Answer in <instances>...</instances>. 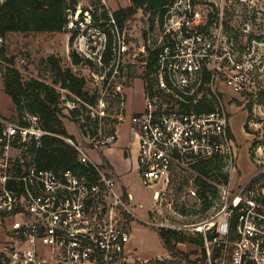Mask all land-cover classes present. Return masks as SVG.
I'll list each match as a JSON object with an SVG mask.
<instances>
[{"label": "built area", "instance_id": "obj_1", "mask_svg": "<svg viewBox=\"0 0 264 264\" xmlns=\"http://www.w3.org/2000/svg\"><path fill=\"white\" fill-rule=\"evenodd\" d=\"M251 4L254 0H175L168 8L150 74L153 90H145L144 108L132 116V141L150 188L168 184L181 162L217 157L233 162L230 111L220 83L238 90V77H227L228 53L219 48L215 32L201 29L215 18L223 20L219 6L240 12ZM205 8L216 9L217 17ZM91 10L80 3L69 10L66 31L78 33L79 51L88 56L93 48L101 52L102 63L108 37L95 25ZM111 22L112 31H118ZM111 50L121 58L128 49L123 42ZM240 68L233 62L234 70ZM112 96L124 104L122 85ZM99 103L105 106L103 98ZM24 121L0 114V264H128L131 229L119 216L133 214L129 203L134 197L126 191V201L108 165L92 158L116 142V131L107 133L100 122L98 132L84 136L86 143L59 135L91 168L92 178L73 170L39 169L31 147L49 133L37 126L36 117L29 118L31 124ZM254 160L255 171L235 189L226 186L215 215L195 226L203 234V246L192 259L197 264H264V161ZM162 190L154 191L155 200Z\"/></svg>", "mask_w": 264, "mask_h": 264}, {"label": "rangeland", "instance_id": "obj_2", "mask_svg": "<svg viewBox=\"0 0 264 264\" xmlns=\"http://www.w3.org/2000/svg\"><path fill=\"white\" fill-rule=\"evenodd\" d=\"M3 1L0 0V2ZM79 2L83 8L91 7L96 12L102 11V8L109 13L130 5V0H106V5L103 4V0H79ZM251 5L252 7L241 8V13L229 12L227 6H219L218 9L220 13L222 11L224 18L220 21H216L215 18V22L209 29L210 32H215L216 42L219 40L221 51L228 53L225 60L228 67L226 75L228 78L238 77L235 79V86L239 89L236 90L233 85L220 83L230 111L232 148L236 155H234L235 158L233 157V162L228 157L223 158L224 171L230 177L229 184H220L219 178L216 180L207 178L209 184L217 187L218 196L209 193V196L214 199V204L205 211L203 210L204 200L197 194L199 188L196 179L200 173L194 169L195 163L181 162L174 166L168 184H157L154 188H150L146 185L140 170L137 144L132 141V116L141 111L145 104L146 81L143 75L146 70L145 61L148 59L149 50H156L163 36L164 29L157 17L144 14L140 10L123 29L118 28V31L113 32L112 27H108L111 41L107 32L105 33L108 43L111 42V48L109 62L105 63L102 60L103 64L99 62L101 52L96 48H93V54L88 56L79 51L75 42L71 45L70 32L15 33L10 34L0 43L3 56L10 61L8 63L7 60L0 59L1 115L8 118L18 116L12 99L5 90L6 67L19 69L25 79L39 78L51 83V73L47 64V58L50 55L61 58L64 69L71 68L77 75L85 77L86 89L91 94H96L99 99L103 98L105 106L99 103L97 108L88 107V110L92 111L94 117L99 116V121L102 117L100 122L104 128L116 127L117 140L110 147L101 149L99 153H93L92 158L102 164L108 163L106 161L108 157L118 171L125 173L121 182L114 170H111L120 190L125 189V186L134 197V200L129 203L133 214L119 216L131 229L130 242L126 250L128 264H140L145 260L172 259L171 253L164 247L159 236L160 228L175 229L188 236L200 238L201 234L195 230V226L215 215L219 209L218 204L224 188L227 186L229 189H235L241 181L248 178L255 171L254 159L264 161V0H254V4ZM205 9L213 10L217 17L216 9ZM123 42L128 50L119 58L111 49L115 45H122ZM73 51L80 59L78 64L73 63L71 57ZM233 62L239 63L241 68L234 70ZM112 76L114 79L109 85L108 81ZM117 85H122L125 98L123 105L112 96ZM63 93L67 94L66 91ZM63 107L66 114L64 122L71 137L86 143L78 116L74 117L71 113L74 107L73 102L66 101ZM76 107L81 109L80 112L87 110H84L81 104H77ZM102 111L104 114H101ZM121 113L123 119L119 118ZM115 119L119 120L118 125L111 124ZM26 120L28 121L29 118ZM259 147L261 150H258ZM160 189L163 190L159 199L155 200L154 191ZM178 247L195 260L202 246L189 241L178 244Z\"/></svg>", "mask_w": 264, "mask_h": 264}, {"label": "trees", "instance_id": "obj_3", "mask_svg": "<svg viewBox=\"0 0 264 264\" xmlns=\"http://www.w3.org/2000/svg\"><path fill=\"white\" fill-rule=\"evenodd\" d=\"M174 2L175 0H130V5L115 10L112 13V18L109 12L102 8V11L91 10V13L95 20V25L107 32L109 41H111V35H109L110 33H108L107 29L114 26L111 19L115 21L118 28L123 29L141 10L144 14L157 17L163 27L165 14ZM79 3V0H4L0 2V38L1 40H6L10 34L15 33L59 34L67 32L68 12L69 10L74 11ZM212 24L213 21H210L201 30L206 31ZM77 36V32L71 35V45ZM110 48L111 42L108 43L107 51L102 58L105 63L109 62ZM71 57L74 64L80 62L78 55L74 51L71 53ZM0 59L10 62L3 56L2 48H0ZM155 61L156 50H149L148 59L145 61L146 70L143 74L146 81V91L153 90L154 85L150 74L154 70ZM88 62L92 64L90 60ZM47 64L51 73V83L39 78L25 79L19 69L6 67L4 71L5 90L12 99L15 112L18 113V116L14 115L12 119L24 121V118L36 117L37 126L49 133L43 135L39 143H35L31 147V152L34 154V159L39 169L53 171L73 170L93 178L91 168L80 163L77 151L60 138L59 135L71 137L65 126L64 118L66 114L63 107V104L69 100L73 102L74 106L71 113L74 117L78 116L83 134L86 136L89 133L98 132L99 116L96 115L94 117L88 107L97 108L100 99L96 94H91L86 89L87 81L85 77L77 75L71 68H63L61 58L50 55L47 58ZM64 91L67 94L63 93ZM116 99L121 103L120 97ZM77 104H81L84 110L87 109L86 112H80L81 109L76 107ZM24 123L31 124L29 120L24 121ZM111 124L118 125L119 120L115 119ZM104 130L107 133L115 132L116 127L104 128ZM230 137L233 138L231 131ZM107 165L111 168L109 163ZM193 167L200 173L196 179L199 188L197 194L204 200L203 210L205 211L214 204V199L209 196V193L218 196L217 187L209 184L207 178L214 180L219 178L220 184L227 185L230 182V177L224 171L225 163H223V158L221 157L198 161L193 164ZM125 196L126 201H128L126 191ZM236 222V217H234L231 224L232 233L235 231ZM159 236L164 243V247L172 255V259L161 261L160 264H197L196 261L190 258L189 254L179 249L178 244L191 241L203 246L202 235H200V238H196L175 229L160 228ZM210 237L213 238L214 235L210 234Z\"/></svg>", "mask_w": 264, "mask_h": 264}, {"label": "crops", "instance_id": "obj_4", "mask_svg": "<svg viewBox=\"0 0 264 264\" xmlns=\"http://www.w3.org/2000/svg\"><path fill=\"white\" fill-rule=\"evenodd\" d=\"M143 110V109H142ZM141 110V111H142ZM141 111H139V112H141ZM65 126H66V128H67V125H66V123H65ZM67 130H68V128H67ZM68 132H69V130H68ZM70 133V132H69ZM71 134V133H70ZM111 149V148H110ZM106 161L110 164V166H111V170H114V173H115V175H116V177L118 178V179H120L121 180V182H122V179H123V177H124V175H125V173L123 172V171H118V169H117V167H116V165L114 164V163H112L109 159H108V157H106ZM107 163V164H108ZM124 190L125 191H127V188L124 186ZM128 192V191H127ZM129 193V192H128ZM131 194V193H130ZM133 196V195H132ZM142 205V204H141Z\"/></svg>", "mask_w": 264, "mask_h": 264}]
</instances>
